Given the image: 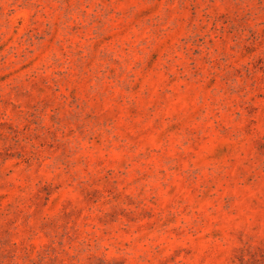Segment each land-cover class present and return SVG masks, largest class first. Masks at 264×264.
Wrapping results in <instances>:
<instances>
[{"label":"rangeland","instance_id":"rangeland-1","mask_svg":"<svg viewBox=\"0 0 264 264\" xmlns=\"http://www.w3.org/2000/svg\"><path fill=\"white\" fill-rule=\"evenodd\" d=\"M0 264H264V0H0Z\"/></svg>","mask_w":264,"mask_h":264}]
</instances>
